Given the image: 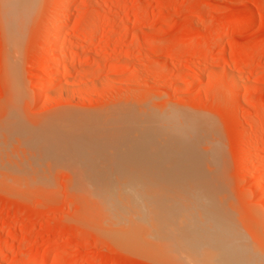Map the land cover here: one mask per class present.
<instances>
[{
    "label": "rangeland",
    "instance_id": "374dc122",
    "mask_svg": "<svg viewBox=\"0 0 264 264\" xmlns=\"http://www.w3.org/2000/svg\"><path fill=\"white\" fill-rule=\"evenodd\" d=\"M62 1L36 0L11 18L0 5V264H171L117 244L107 217L102 222L90 213L91 200L97 181L100 187L117 180L120 197L129 195L120 186L134 181L130 196L137 204L151 190L174 188L175 159L185 150L201 157L206 173L216 172L201 178L209 184L215 177L211 188L224 190L235 216L230 221L242 229L233 231L264 252V0H68L62 46L52 53ZM63 55V73L54 81ZM20 128L39 132L37 156L27 142L21 148L27 134L20 136ZM116 148L126 159L115 156ZM162 149L166 157L174 153L171 166L179 173L166 174L171 161ZM122 161L129 169L121 165L116 175ZM36 165L40 174L33 176ZM148 181L156 186L139 184ZM201 182L202 195L209 185ZM85 188L94 190L92 199Z\"/></svg>",
    "mask_w": 264,
    "mask_h": 264
},
{
    "label": "bare ground",
    "instance_id": "6f19581e",
    "mask_svg": "<svg viewBox=\"0 0 264 264\" xmlns=\"http://www.w3.org/2000/svg\"><path fill=\"white\" fill-rule=\"evenodd\" d=\"M1 2L5 6L4 7L0 3L1 8H3L2 11L4 12V14H6V12H7L6 15H8V17L11 18L9 15H11L12 13L15 14L16 13V10H21L20 12H22L23 9L26 8L25 6L29 5L31 7L36 2V0H1ZM61 4H62V6H61V9H60V12L57 13L58 21H60V22L57 21L58 23L57 24L55 23L56 26L54 25V28L52 29L53 30V33H51L52 34V40H53V43H54V50H52V53L55 52V51H57V50H59L60 46H62V44H61V42H62V35H63L64 29H65V26L67 24V20L66 19H61V16L62 15H65L67 13V11L69 9V6L71 5V4H69V1L68 0H63L61 2ZM34 5L32 7H34ZM7 8L9 9V11H7ZM27 8L29 9L28 6H27ZM4 9L6 11H4ZM8 13H10V14H8ZM22 14H23V12L21 13V15ZM27 15H28V13H27ZM8 17L6 16L7 21H8ZM17 17H19V16H16V20L15 21L16 22H19V24L22 23L23 20L20 22V20H21L20 18L21 17L18 18V19H17ZM59 18H60V20H59ZM63 18H65V16ZM24 19H26V18H24ZM16 22H14V24H16ZM16 25H14L15 27H13L12 29L14 30V28H15L16 32H18V34H19L21 30H20V28H17V27L20 26V25H18V26H16ZM96 25H97V23L94 24L92 27L93 28L94 27H97ZM9 32H12V30H9ZM12 52H14V50ZM14 55L15 54H13V56ZM64 57H65L64 55L61 56L60 61L58 62V67H56L57 69H56V72H55V75H54V81L55 80L56 81L59 80V78L61 77V75L63 73L60 70V68H61L60 66H61V64L64 63V60H66V59H64ZM14 59H12L10 61V62H12L10 64L11 70H9V71H11V74H12V71L15 72L14 70H16L15 69V60ZM42 64H44V58L38 59V65L41 66ZM14 76H16V75H14ZM44 84L46 85V87H48V85H50V84H47V83H44ZM148 120H150V119H148ZM148 120H146L145 122H147ZM84 122L85 121H81V123H84ZM85 123H87V122H85ZM159 124H161V123H159ZM157 125H156V127H157ZM79 127H81V126H79ZM115 127H117V126L115 125ZM162 127H163V125H162ZM165 127L167 128L166 125H165ZM21 128L19 129L20 131L18 130V134H19V132H20V134H19L20 136H21V133L27 134V137L25 138V141L24 142H22L23 140L19 142L22 146L18 143V145H19L18 148H20V146L22 148L23 147V144L25 145L26 144L25 142H27L28 143V146L30 148L32 147V149H34L33 150V151H35L34 154L37 152V154H35V155L33 154V156H37L38 155V151L35 150V149L40 146V145H38V142L40 141V138L38 140V139L35 138V136L36 135L39 136L40 135L39 132L38 131H36V133H32L31 131L25 132V131L21 130ZM73 128H76V127L73 126ZM77 130H78V128H77ZM93 130H91V133L93 132ZM162 130H164V129H162ZM96 132H98V131H96ZM159 132H161L160 129H159ZM177 132H178V130H177ZM76 133H82V131L81 132H77L76 131ZM87 133H85V134H87ZM155 133H157V132H155ZM33 134H34V136H33ZM90 135L92 136V134H90ZM161 135H162V133H161ZM154 137H155V135H154ZM160 137L163 138L164 136H160ZM164 140H165V138H164ZM173 140H176V139L174 138ZM173 140L170 141V142H172V146H173V144H175V143H173ZM152 142H153V140H152ZM152 142H151V144H152ZM159 142H160V144L158 143V145L159 146L162 145L161 144V141H159ZM176 142H178V141L176 140ZM51 143H49V144H51ZM163 144H166V141L165 142L163 141ZM105 146H106V144H105ZM50 147L51 146H49V148ZM153 147H154L153 148L154 149V151H153L154 154L153 155L151 154V155L154 157L155 156V153L157 154V152L155 151L156 150L155 149L156 144ZM165 147L167 149V147H168L167 144H166ZM165 147H163V148H165ZM16 148H17V146L15 147V149ZM18 148H17V151L16 152H18ZM122 149H124V148H121V150ZM166 149H162L163 150V154H164V151ZM12 150H13V148H12ZM41 150L42 149L40 147V151ZM131 150L129 149L128 151H131ZM134 150H136V149H134ZM158 150H160L159 147H158ZM177 150H178V147H177ZM89 151H90V149H88V152ZM169 151H170V149H169ZM181 151H183V150H181ZM14 152L15 151L13 150V153L12 154H14ZM16 152H15V154H17ZM19 152H21V151H19ZM92 152H93V154L95 153L94 151H92ZM116 152H117V154H123L126 151L123 152V153H121L120 150L118 148H116L115 149V156H116ZM134 152H136V151H134ZM145 152H146V150H145ZM150 152H152V151H150ZM90 153H91V151L89 152V154ZM107 153H109V152H107ZM130 153H132V152H130ZM143 153L144 152L142 151V154L141 155H143ZM189 153H190L189 151H186L185 150V152H183V156H181V157L179 156L177 159H175V161H177V162L179 161L180 165H179V163L178 164L173 163L174 165L175 164L177 165V166L175 165L176 167H179L177 169L178 170L180 169L179 170L180 173H179V171H176L177 169L175 170L173 168V166H171V165H173L172 164V162L174 161L173 158H176V157H172L174 155V153L171 154V155L168 154V156L170 155L172 157V158L170 157L171 159L169 157H166L167 155L165 153L164 156L165 155L166 156L164 158H168V159H166V161L167 162H169V160L171 161V162H169L170 164L169 163H166V164L169 165V166H167L166 169L167 170H169V169L171 170V168H172L173 171L175 170L174 173H177L178 172L180 177L177 174H176V176H177V178L179 177L181 179V181L179 179V182L180 183L178 182L176 184L177 186L174 185L175 186L174 188L170 184L171 189L169 187H166L165 188L166 189V193H165V189H163L161 191L160 190L159 191H157V190H151V193H153V195H151V193L148 194V195L147 194L144 195L142 201H141L142 195H140L141 198L139 199V201H138L139 203L138 204H137V199H135L136 198L135 195L134 196H130V195H133L132 192H135V190L137 189L136 188L133 191V189L135 188V184H136L134 181H129V183L127 182L128 184H123L122 183L124 185L123 186L124 187L123 189L121 187L122 185L120 184L121 185L120 186L121 192L122 191H123V193L124 192H127V193H125L126 195H124V196H127L128 193H129V195H128L129 197L128 196L127 197H122L123 195L120 197V196H116L115 195L114 192H116V194H117L118 193L117 191L119 190L118 189V186L119 185L116 182L117 180L115 181L116 184H113V185H110V183H107V185H102L101 184L102 186L100 185V187L97 184L98 181L95 182V187H94V184H91L90 185L91 182H86L85 181L84 182L85 184H83V182H81L80 183L81 185L82 184H83V186L86 185V188L90 185L88 188L90 189V188L94 187L95 188V191H96L95 192L93 189H91L94 192H92L91 190H89V192H88L89 195H88V193L85 191L86 188L83 190L85 193L81 190L82 191V194H86V196L88 195V198L91 197V195L93 194V196H92L93 199L92 198H89V199H92L93 200V201L91 200V203L93 202L92 203V205H93V211H91L90 213L94 214L95 217H97L96 215H98L100 217L98 219H102V222L105 221V218L107 217V220L105 222H108V223L111 224V227H109L110 228L109 230H111V228H112V230H111L110 233H108V231L106 232V233L109 234L110 238H112L113 240H115V242L117 244H119V245H120V243L121 244L123 243L122 245H124V244L125 245H129L127 247H130L129 249L132 252L134 250V252H136V253L140 252L139 254H141V255H142L141 251L144 252L143 253V256L145 255V257H147V256H149L150 258H151V256L153 258H156L157 257L158 259H160V260L161 259H164V261L166 260V262H170L171 264H264V252L260 251L259 248H258V250L255 249L256 248V247H254L255 246V241L252 240L254 242V243H252V241H250L249 238H247L248 235L246 236L243 233H242L243 235L242 234L240 235V234H237L236 233L238 230H242V229L239 227L240 225L237 224L236 222H235L236 224L231 223V221H232V218L231 217L235 218V216H234V213H233V207H232V205L230 204V202H228L226 200V195L224 193V190L219 189V188H211V185H212L211 183H213V182L216 183V180H215L216 178L214 177V180L215 181L213 180V182H211L210 180H208L209 184H211V185H209L207 183V179L206 178L203 179L204 177L211 176V174L214 173L213 172L214 170H212V173H206L207 171L204 170V167L206 166L205 165L206 163L204 165H202L203 161L200 162V159H199L201 157H198L197 158V157H195L196 155L193 156V155H191ZM93 154H92V156H93ZM127 154H128V152H127ZM158 154H159V152H158ZM160 154L162 155V152ZM28 155H31V154H28ZM112 155H114V154H111V157H112ZM134 155H136V153L133 154V158H134ZM177 155H178V153H177ZM177 155H175V156H177ZM39 156L41 157V154L40 153H39ZM39 156L37 157V159H40ZM120 156H122V155H120ZM123 156L125 158V155L124 154H123ZM138 156H140V154ZM138 156H136V158ZM158 156L160 157V155H158ZM158 156H157V158H158ZM202 156H203L202 159L205 160L206 157H204V155H202ZM205 156H207V154ZM140 157H142V156H140ZM140 157H138V158L141 159V160H143ZM149 157H147V158H149ZM192 157H195V159L197 158L199 161L198 160L197 161L196 160L193 161L194 158H192ZM114 159H111V161L113 162ZM118 159L119 158L117 157L116 160H115L116 162L114 161V163L117 164V161H119ZM129 159H132V157H129ZM155 159H156V157H155ZM172 159H173V161H172ZM211 159H212V157H211ZM127 160H128V158H127ZM123 161H125V160H123ZM123 161H122V163H123ZM209 161H211V160H209ZM35 163H37V162L35 161ZM96 163H98V162H96ZM130 163H131V161H129V164ZM155 163H156V161H155ZM15 164L17 165L16 162H15ZM15 164H13V166ZM111 164H110V166H111ZM125 164L127 165L128 162L125 163ZM114 165L115 164H113V167H114ZM121 165L123 166L124 171H126L127 169H129V167H128L129 165L126 166V165H124V163L123 164L119 163V166H121ZM131 165H133V164H131ZM163 165L166 166L165 164H162V166ZM119 166L114 167L115 172L112 171L113 173H116V175L117 174H120L118 172L119 171V168L122 169V166L121 167H119ZM36 167L37 168H34V169L32 168L33 170H32L31 175H33V176H37V175L40 174L39 173L40 172L39 167L37 165H36ZM126 167H128V168L125 170ZM159 168H163V167H159ZM121 169H120V172L122 171ZM164 169H165V167H164ZM110 170H112V169H110ZM170 170L168 172H166L167 175L170 172ZM8 171L11 172L10 170H8ZM124 171H122V172H124ZM148 171L150 172L149 169H148ZM160 171H162V170H160ZM173 171H171L172 174H173ZM154 172H156V171H154ZM164 173H165V171H164ZM125 174H126V172H125ZM214 174H216V172ZM214 174H212V175H214ZM169 175H170V173H169ZM163 177H164V174H163ZM201 177H203V178H201ZM165 178H167V177L165 176ZM168 178H171V177H168ZM174 179H176V178H174ZM202 179L205 181V184L204 185H207V184L209 185V187H208L209 189L207 190L208 193L201 195L199 193H200V191H202V189L200 188V191H199L198 188H199V185H201L200 182L201 181L204 182ZM94 181H92V183ZM151 181H148V182H139V184L141 183L142 185H144V183H145L148 188L152 189V187H154V185L156 183L154 182L155 180L153 182H151ZM175 182H177V181H175ZM103 183L105 184L106 182H103ZM153 183H155V184H153ZM158 183H159V181H158ZM214 183H213V185H214ZM80 184L78 185L79 187H80ZM146 185H145V187H146ZM167 186H169V184ZM142 189H140V190L142 191ZM106 190H108L110 193L113 192L114 193L113 194L114 196H110L107 193L104 194V195H106V194L109 195V196L106 195L107 197H103V195H100L101 192L102 193L104 191L105 192H108ZM143 190H145V189H143ZM171 191H172V193H171ZM173 191L176 194H177V192H179L181 195L180 194L179 195L177 194L178 195L177 196V195L174 194V196H173V195H171V194H173ZM205 191H206V188H205ZM90 192H92V194H90ZM119 192H120V190H119ZM163 193L165 195H163ZM120 194L121 193H118L117 195H120ZM170 197H172L173 199L170 198ZM177 197H178V199H179V197H180V199H181V197H184L182 199L184 202H182V201H179L178 202ZM149 198L151 200H149ZM89 199H88V201H89ZM173 200H175L174 203H173ZM88 204H90V203H88ZM145 206H146V208H147V206H151V208H152V211L148 215H144V213L146 214V212H145L146 209L143 210V212H142V209H144ZM138 208H139V210H138ZM140 208H141V210H140ZM148 208H150V207H148ZM148 210L150 211V209H148ZM110 212L113 213V214H110ZM178 215L181 216V219H180V217H178V220L180 219V221H179L180 224L177 222V226H176L175 225V222H176V217ZM102 216H104V217H102ZM230 219H231V221H230ZM141 225H142V228H141ZM172 225H173V228L174 229L167 230L168 228H171ZM233 225H235L236 227H237V225H239L238 226L239 229H236V227L235 226L233 227ZM234 228L237 230L236 232L233 231ZM139 229H140V232H139ZM110 241H112V240H110ZM135 246H137V247L139 246L138 250H141V251H136L135 249L137 247H135ZM131 247L132 248L135 247V249L132 250ZM261 248H263V250H264V247H261ZM28 261H24V262H26L24 264H35L36 263V262L34 263V262H28ZM42 262H38V263H42ZM53 263H54V260H53Z\"/></svg>",
    "mask_w": 264,
    "mask_h": 264
}]
</instances>
